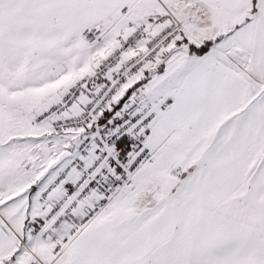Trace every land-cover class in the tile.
<instances>
[{
	"label": "snow or ice",
	"instance_id": "obj_1",
	"mask_svg": "<svg viewBox=\"0 0 264 264\" xmlns=\"http://www.w3.org/2000/svg\"><path fill=\"white\" fill-rule=\"evenodd\" d=\"M0 264H264V0H0Z\"/></svg>",
	"mask_w": 264,
	"mask_h": 264
}]
</instances>
